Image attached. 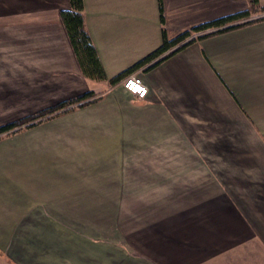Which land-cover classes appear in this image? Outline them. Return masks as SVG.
Returning a JSON list of instances; mask_svg holds the SVG:
<instances>
[{
	"label": "crops",
	"instance_id": "0c3cea01",
	"mask_svg": "<svg viewBox=\"0 0 264 264\" xmlns=\"http://www.w3.org/2000/svg\"><path fill=\"white\" fill-rule=\"evenodd\" d=\"M249 3L161 0L167 36ZM68 6L0 0V85L75 88ZM83 17L108 79L162 40L158 0H83ZM263 29L139 68L143 99L116 84L2 136L0 264H264ZM232 50L229 81L216 56Z\"/></svg>",
	"mask_w": 264,
	"mask_h": 264
},
{
	"label": "trees",
	"instance_id": "16d2710c",
	"mask_svg": "<svg viewBox=\"0 0 264 264\" xmlns=\"http://www.w3.org/2000/svg\"><path fill=\"white\" fill-rule=\"evenodd\" d=\"M258 5H260L259 0H250V9L197 24L189 29L180 32L173 38H168L164 25L165 23L161 0H158L159 19L162 25V40L160 45L149 52L147 55L142 57L136 63L109 79L106 76L104 67L100 60L98 52L91 40V37L85 28L83 17V0H69V6L67 9L60 12V18L64 26L66 36L72 49L76 64L83 78L97 82L107 81L110 86H113L119 83L125 76L133 73L141 67L147 66L146 69H152L156 67L177 52L193 44L196 40L199 41L200 39L206 38L208 34L212 35L213 33H223L236 28H241L244 25L252 23L251 21L242 23V25L235 24L225 26L229 23L247 18L253 7ZM262 8H264V6ZM212 28H215L216 30L212 31V33H205V35L200 34ZM192 33H198L199 38L195 39L194 37H192ZM93 95V91L88 90L83 92L72 101H60L56 105L43 109L41 113L37 115L24 117L18 121H10L2 124L0 125V136L3 134H8L9 132L16 131L19 128H17L16 130H14V128L21 124L25 125V127L32 126L37 123L34 122V120L37 118L36 116H46V114L53 113L57 110L65 108L68 105H71L74 101L81 102L79 106L84 104L83 101H85L86 103H90L89 99ZM63 110L66 111L67 108Z\"/></svg>",
	"mask_w": 264,
	"mask_h": 264
},
{
	"label": "rangeland",
	"instance_id": "374dc122",
	"mask_svg": "<svg viewBox=\"0 0 264 264\" xmlns=\"http://www.w3.org/2000/svg\"><path fill=\"white\" fill-rule=\"evenodd\" d=\"M263 6L264 5L260 4L258 6L253 7V9L251 10V12L247 18L229 23L225 26H230V25H235V24L236 25H238V24L242 25V23L252 21V23H250L248 25H244L241 27V28H243V27L264 21V19H263L264 18V8H262ZM248 9H250V6L248 7ZM189 28H191V27H189ZM189 28H187V29H189ZM236 29H239V28H236ZM236 29H233V30H230L227 32H223V33H213L212 35L208 34L209 36L207 35L206 38L200 39L199 41L200 42L208 41L210 43L214 42L215 44L218 45L217 41L219 42L221 39V41H222L221 44H223V45L229 44V43L233 42V40H235L238 37L237 36L238 34H234V31ZM214 30H216V29L212 28V29L204 31L200 34L205 35V33H212V31H214ZM263 31H264V29H263ZM240 33H242V34H239V36H243L246 38L250 37V34H251V32H240ZM254 33H256V32H254ZM176 35H174V36H176ZM198 35H199L198 33H192V37H194L195 39L199 38ZM174 36H170L168 38H173ZM251 37H252V35H251ZM199 41L196 40L195 42L197 43ZM230 52L231 53H223L222 52V54L218 52L216 57L221 62L220 66H223V68H225L226 72H228L227 75H225V77L227 76V80L230 79L229 81H233V79H234L233 74L235 71V62H234L235 52H234V50H232ZM138 60H140V59H138ZM136 62H134V63H136ZM134 63H132L131 65H133ZM213 71H214V69H213ZM214 73L219 80H223L220 73H216L215 71H214ZM25 77H26V75L23 76L21 78V80L24 79ZM69 77L70 76L66 77V79H67L66 81L68 82V81L74 80L75 81V83H74L75 88L74 89H71L68 87V89L65 90V86L66 85L69 86V83L66 85L61 84V86L56 85V87H55V84H52L51 86L49 84L35 85L36 87L35 86L34 87L36 90H34L33 92H30L27 90L28 84H25V81H22L20 84L15 83V84H9V85L8 84L7 85H0V125L5 124V123L10 122V121H18L24 117L37 115V114L41 113V111L43 109H45L47 107H51L53 105H56L60 101H69V100L72 101L75 98H77L79 95H81L83 92L88 91V90H92L94 93V95L89 99L90 103H91V101L94 102V101L102 98L104 95H106V93L111 91L110 90L111 87L107 83V81H98L97 82V81H93L90 79H85V78H83L82 75L80 76L81 78H78V77L72 75L71 76L72 80H69L68 79ZM82 79H83V81H82ZM62 80H63V78H62ZM120 82L117 84L120 85ZM231 83L232 82L229 83L230 86L232 85ZM233 85H235V84L233 83ZM44 86L46 87L47 90L46 89L43 90ZM57 86L62 87V88H57ZM38 88H40V90H37ZM75 89H78V90H75ZM80 103L81 102H75L74 101L71 105H68L65 108H63V109L67 108L66 111H64L63 109H60V110H57L53 113L46 114V116H43V117L36 116L37 118L34 120V122H37L36 124H38V123L44 122L46 120L52 119V118H54L60 114L72 111V110L77 109L81 106H85V105L89 104V103H86L85 101H83L84 104L79 106ZM245 118L250 119V116L249 117L245 116ZM257 118L258 119L256 122H258L259 124H264V115L259 116ZM17 128H19V129H17ZM23 128H26V127H25V125L21 124V125L16 126L14 128V130L17 129L16 131H14V130L13 131L18 132V131L22 130ZM14 132H9L8 134H3L0 136V138L2 136L10 135L11 133H14Z\"/></svg>",
	"mask_w": 264,
	"mask_h": 264
},
{
	"label": "built area",
	"instance_id": "2783aa9c",
	"mask_svg": "<svg viewBox=\"0 0 264 264\" xmlns=\"http://www.w3.org/2000/svg\"><path fill=\"white\" fill-rule=\"evenodd\" d=\"M120 85L125 91H127L129 94H131L137 99H143L148 92L147 86L144 84L142 79L135 73H131L125 76L121 80Z\"/></svg>",
	"mask_w": 264,
	"mask_h": 264
}]
</instances>
